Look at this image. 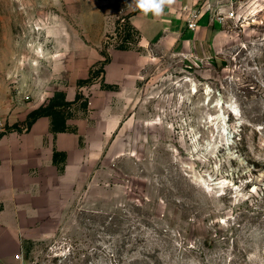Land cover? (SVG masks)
I'll use <instances>...</instances> for the list:
<instances>
[{
  "label": "rangeland",
  "instance_id": "rangeland-1",
  "mask_svg": "<svg viewBox=\"0 0 264 264\" xmlns=\"http://www.w3.org/2000/svg\"><path fill=\"white\" fill-rule=\"evenodd\" d=\"M235 2L234 17L212 23V50L156 54L115 101L121 121L90 181L27 240L24 264H264V0ZM137 9L0 0V101L27 102L42 79L81 86L87 104L68 112H88L87 90L108 88L110 50L136 45L117 26Z\"/></svg>",
  "mask_w": 264,
  "mask_h": 264
},
{
  "label": "crops",
  "instance_id": "crops-1",
  "mask_svg": "<svg viewBox=\"0 0 264 264\" xmlns=\"http://www.w3.org/2000/svg\"><path fill=\"white\" fill-rule=\"evenodd\" d=\"M204 1L174 0L160 17L139 9L131 13L128 22L138 33L135 47L110 50L103 81L112 88L92 85L87 90L92 108L72 113L65 131H53L49 116L37 118L30 128L23 124L32 110L45 105L57 91L74 101L82 91L79 85L68 89L63 83L50 86L36 79V87L27 88V102L21 93L0 101L5 120L0 129V264H24L27 240L45 228L65 201L76 196L83 181H90L97 157L121 121L115 101L127 99L152 57L166 52L198 56L213 49L217 31L209 13L199 19L195 30L187 26L189 10ZM90 55L81 78L88 76L90 65L100 58L97 48ZM70 108L83 109L79 101ZM15 124L21 128L12 127Z\"/></svg>",
  "mask_w": 264,
  "mask_h": 264
},
{
  "label": "trees",
  "instance_id": "trees-1",
  "mask_svg": "<svg viewBox=\"0 0 264 264\" xmlns=\"http://www.w3.org/2000/svg\"><path fill=\"white\" fill-rule=\"evenodd\" d=\"M127 21V22H126ZM118 22L117 31H119V25ZM125 39L128 40L131 38L132 34L137 31L130 25L128 20L125 19ZM138 34V33H137ZM122 49H127V46H121ZM88 81V80H87ZM86 83L85 81H80V85ZM108 88H112V86H107ZM81 93H77L76 98L74 101H67L65 92L63 91H57L54 93V95L48 100V102L45 105H41L37 107L36 109L32 110L28 116L27 120L23 124L25 127L30 128L32 123L41 116H49L51 118V125L52 130L55 132L58 131H65L68 129V126L66 124V120L72 116V113L68 112V108H70L73 104L78 102L81 99ZM86 102H82V107L86 106ZM12 127L15 128H21L20 125L15 124ZM58 153H55V156H57Z\"/></svg>",
  "mask_w": 264,
  "mask_h": 264
},
{
  "label": "built area",
  "instance_id": "built-area-1",
  "mask_svg": "<svg viewBox=\"0 0 264 264\" xmlns=\"http://www.w3.org/2000/svg\"><path fill=\"white\" fill-rule=\"evenodd\" d=\"M235 0H205L202 5L189 10V15L187 18V26L189 29L195 30L198 26L199 19L206 13H209L210 19L218 23L224 22L227 18H232L235 16ZM125 18L120 22V31L123 32V36L120 40L121 44H132L131 41L125 39L124 30ZM128 47V46H127ZM28 98V96H25ZM88 105H91V101H88ZM5 127V120L0 114V129ZM20 257V255H18Z\"/></svg>",
  "mask_w": 264,
  "mask_h": 264
},
{
  "label": "clouds",
  "instance_id": "clouds-1",
  "mask_svg": "<svg viewBox=\"0 0 264 264\" xmlns=\"http://www.w3.org/2000/svg\"><path fill=\"white\" fill-rule=\"evenodd\" d=\"M133 3L143 14L151 12L154 16L160 17L165 6L171 5L174 0H133Z\"/></svg>",
  "mask_w": 264,
  "mask_h": 264
}]
</instances>
